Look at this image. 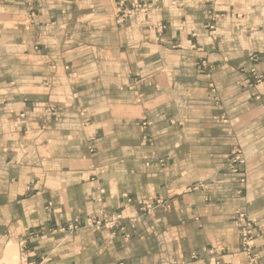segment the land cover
<instances>
[{
    "label": "crops",
    "instance_id": "crops-1",
    "mask_svg": "<svg viewBox=\"0 0 264 264\" xmlns=\"http://www.w3.org/2000/svg\"><path fill=\"white\" fill-rule=\"evenodd\" d=\"M135 1L0 0V264L35 231L39 264H247L238 209L264 264V0H140L118 23ZM118 212L124 230H60Z\"/></svg>",
    "mask_w": 264,
    "mask_h": 264
},
{
    "label": "rangeland",
    "instance_id": "rangeland-1",
    "mask_svg": "<svg viewBox=\"0 0 264 264\" xmlns=\"http://www.w3.org/2000/svg\"><path fill=\"white\" fill-rule=\"evenodd\" d=\"M152 9V5L150 3L144 1H135L130 6L126 4H121L117 13H116V20L121 25H127L131 18H134L138 23L143 22L145 18L149 15ZM213 23L209 26L213 35L216 34L214 26H216V18H212L211 20ZM250 58L253 61L257 60V55L251 54ZM203 61H201L202 63ZM200 63V64H201ZM248 74V88L253 90L255 89L256 84L260 83L263 80V73H260L255 67H252L247 71ZM210 93L211 98L217 101V88L215 87L214 83H210ZM56 109L53 105H50L45 108V112H54ZM151 124L148 119H145L141 122V127L144 131L143 139L150 143H153V139L149 137L147 134V127ZM227 170L234 175L238 176L239 181L241 184L246 183L247 174H246V156L241 151L240 148L236 147L231 152V155L227 162ZM198 184H195L191 189H196ZM239 192H241L239 190ZM132 200L129 199L128 202ZM165 201L161 198L154 199L150 201H145L140 204V211L142 215H148L154 213L157 208L163 206ZM123 214L122 212H118L112 214L110 216H97V215H90L87 218L83 219L81 222L71 223L66 227H62L60 230L67 233H73L80 229H91V230H100L104 229H119L124 230L123 225ZM237 227L239 228L240 232V251L246 256L247 264H257L259 258V251L257 247V240L261 236V230L257 221H255L251 216L249 211L246 209H238L235 213L234 219ZM59 229L51 228V232H56ZM39 235L38 232L29 233L27 239L22 240L20 242V251L19 257L17 260L20 261V264H39L38 258H31L29 246H27V240L37 237ZM224 251V248L221 249ZM36 260V261H33ZM212 264H222L220 260H216Z\"/></svg>",
    "mask_w": 264,
    "mask_h": 264
}]
</instances>
